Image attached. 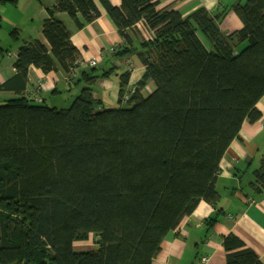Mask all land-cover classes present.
Instances as JSON below:
<instances>
[{"label":"trees","instance_id":"trees-1","mask_svg":"<svg viewBox=\"0 0 264 264\" xmlns=\"http://www.w3.org/2000/svg\"><path fill=\"white\" fill-rule=\"evenodd\" d=\"M100 1L123 36L139 21L153 32L139 51L116 52H136L145 72L130 107L104 108L93 95L112 69L79 72L84 86L66 108L25 96L0 104V264H153L163 240L201 201L220 200L221 159L244 120L261 117L264 0L232 4L243 27L231 33L219 26L227 9L183 15L159 8V0ZM59 12L77 27L100 15L95 0H58L42 23L50 46L38 39L21 45L17 73L0 90L24 91L31 66L69 74L81 53ZM9 35L18 43V28ZM129 76L120 74V102ZM150 80L156 88L145 96ZM254 175L264 189V161ZM217 222L207 220L208 230ZM91 239L94 248L75 249ZM222 245L226 264H262L234 233Z\"/></svg>","mask_w":264,"mask_h":264},{"label":"crops","instance_id":"crops-1","mask_svg":"<svg viewBox=\"0 0 264 264\" xmlns=\"http://www.w3.org/2000/svg\"><path fill=\"white\" fill-rule=\"evenodd\" d=\"M95 1L100 15L83 27H77L68 13H57L58 18L72 31L71 40L80 51L81 59L87 62L94 58L97 61L95 66L84 63L78 67L76 75H69L62 69L45 73L42 69L31 66L24 91L18 93L16 90H0V94L10 97L25 96L40 103L46 101L47 94L57 99L70 92L68 99H72V94L78 95L84 86V80L79 76L82 70H93V75L113 70L109 76L99 78L93 85V95L102 101L104 108L117 107L115 104L124 101L120 102V74L130 72L125 94L138 88V82L146 69L145 64L136 52L124 56L117 55L116 52L128 47L139 51L141 42L152 38L153 32L143 21H139L135 27L126 30L127 37L123 36L102 2ZM109 1L115 6L121 5V0ZM237 1L246 0H159L158 7L172 6L183 15L200 7L207 8L213 15L227 9L219 26L223 32L231 33L243 27L239 16L230 9ZM57 2L58 0L0 1V14L3 18L0 50L2 42L10 37L9 28L16 27L20 31L14 59L10 62L0 60V86L17 73L13 63L21 45L38 39L50 46L43 33L42 23L50 16L49 10ZM4 26L7 32H2ZM246 45L247 41H244L236 50L240 51ZM150 85L154 86L152 80L148 81L144 89ZM256 107L261 112V117L255 121L244 120L239 136L231 142L221 159L215 183L220 200L216 204L201 201L193 213L186 216L179 227L163 240L153 264H226L222 236L229 233L243 239L247 246L257 252L264 264V189L256 183L254 175V171L264 161V95ZM215 216H218V222L212 230H208L207 220ZM94 246L93 243L90 249Z\"/></svg>","mask_w":264,"mask_h":264},{"label":"rangeland","instance_id":"rangeland-1","mask_svg":"<svg viewBox=\"0 0 264 264\" xmlns=\"http://www.w3.org/2000/svg\"><path fill=\"white\" fill-rule=\"evenodd\" d=\"M6 26V23H5ZM4 26V30L2 32H7V29ZM12 28H9V30H11ZM8 30V31H9ZM2 48L0 50V60H3V62H10L14 59L15 57V51H16V43L15 40L12 39L11 37H9L6 41H3L1 44ZM244 47V46H241ZM9 50V51H8ZM156 86H148L144 89L143 94L145 96L150 95L154 90H155ZM73 97L75 98V94H72ZM51 94H47L46 95V101L45 102H40V104H45L48 106H59V107H69L73 101L74 98L72 99H68L70 98V92H68V95L59 97L57 99H53L51 97ZM2 97H6V98H10V96H5L4 94H0V104L3 103L5 101V99H2ZM57 103H62V104H57ZM131 102L128 101H123L122 103H118L115 104V106L117 107H130L131 106ZM93 239L89 240V241H85V242H77L75 243V249L78 251H85L90 249L93 246Z\"/></svg>","mask_w":264,"mask_h":264},{"label":"built area","instance_id":"built-area-1","mask_svg":"<svg viewBox=\"0 0 264 264\" xmlns=\"http://www.w3.org/2000/svg\"><path fill=\"white\" fill-rule=\"evenodd\" d=\"M112 50H114V48H111ZM88 64L90 66H95L97 64V61L96 59H90L88 60L87 62H85L83 59H77L74 64L70 67V72L69 74L70 75H76L77 74V70H78V67L81 66L82 64ZM69 80V79H67ZM130 96H131V93L130 94H124V96L122 97V100L124 101H128L130 99ZM203 260H206V258H204Z\"/></svg>","mask_w":264,"mask_h":264}]
</instances>
